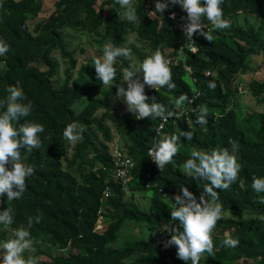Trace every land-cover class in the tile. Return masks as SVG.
I'll return each mask as SVG.
<instances>
[{"label": "trees", "instance_id": "16d2710c", "mask_svg": "<svg viewBox=\"0 0 264 264\" xmlns=\"http://www.w3.org/2000/svg\"><path fill=\"white\" fill-rule=\"evenodd\" d=\"M133 2L136 22L118 16L114 0H56L49 10L43 0H0V39L9 45L0 57V97L7 86L18 85L32 103L26 119L44 127L38 134L40 148L22 152L34 168L25 180V192L13 201L0 195V210L13 211L12 224L0 226V239L26 225L29 217L39 216L40 222L34 221L29 230L37 264H168V257L171 264H186L177 258L175 247H163L170 238L163 226H172L165 197L178 194V184L199 196L202 187L182 172L184 160L192 150L230 148L232 141L240 171L229 189L216 191L222 211H249L253 217L218 220L210 233L212 256L200 264H264V203L258 199L264 193L251 189V177L264 176V112L239 119L236 110L238 77L252 72L253 57L264 61V0H224L229 28L209 26L211 41L194 33L188 46L181 20L186 13L179 6L170 5L153 20L148 16L154 9L152 0ZM240 14L250 16L253 23L236 24ZM130 33L147 44L150 53L160 48L170 61L176 87L145 90L149 99L155 96L175 113L163 122L161 135L193 131L192 140L180 138L175 164L163 172L147 157L161 121L136 120L130 112L117 110L121 100L115 97L116 84L123 83L121 70L128 61L117 58L111 87L97 81L91 65L105 43L125 47ZM86 46L93 47L95 55L81 63ZM129 49L133 57L144 58L141 50ZM210 80L216 83L213 90L207 88ZM182 93L196 99L177 107L174 100ZM246 93L264 106V81L252 80ZM198 107L207 109L204 125L195 123ZM73 121L84 131L77 143L69 145L62 132ZM118 136L121 149L113 146ZM116 150L134 163L127 182L116 177ZM137 194L149 199L147 212L134 199ZM132 228L139 236L125 237ZM225 233L239 240L237 247L222 245Z\"/></svg>", "mask_w": 264, "mask_h": 264}, {"label": "clouds", "instance_id": "9594fccd", "mask_svg": "<svg viewBox=\"0 0 264 264\" xmlns=\"http://www.w3.org/2000/svg\"><path fill=\"white\" fill-rule=\"evenodd\" d=\"M119 6L118 16L126 18L129 22H136L137 11L133 0H114ZM224 0H154V9L148 16L154 19L161 18L170 5L179 6L186 15L181 17L184 38L190 45L193 34L212 40L211 30H223L230 26V20L224 15L222 5ZM160 14V15H158ZM203 29H207L204 31ZM9 50V45L0 39V57ZM118 57L128 61V66L122 71V84H116V99L126 105L136 120L148 118L152 121L159 119L161 124L154 131L157 139L147 149V157L156 164L160 172L167 165L175 164L173 157L178 152V143L181 137L187 141L192 140L193 131H181L161 135L163 122L172 118L175 113L167 110L156 97L151 99L145 93V86L155 89L173 90L176 85L172 79L169 67L170 61L160 48L151 54H146L142 60H136L131 50L124 46H113L105 43L100 55L93 57L91 65L95 68L96 79L102 86H112L116 76L114 64ZM187 70V69H186ZM142 75V79H141ZM204 75H209L205 72ZM126 82V86H125ZM216 83L207 82V88L213 90ZM5 95L0 97V195L6 194L7 201L19 200L25 192V180L34 174L33 166L22 157V152H31L39 149L41 145L38 134L44 132L42 124L26 119L32 110L31 101H26L22 89L9 85ZM195 97L189 98L180 94L174 105L179 107L185 102L192 103ZM22 121V122H21ZM195 123H207V109L198 107ZM191 129V126L189 125ZM84 129L75 121L65 125L62 137L69 145H74L81 139ZM230 148H210L208 150H192L189 157L182 164L183 174L196 181L202 191L196 196L185 184L179 185V193L165 197L170 205L168 207L170 221L162 230L169 233L170 238L163 241V247H175L176 256L186 264H200L206 256H212L213 244L210 233L216 222L222 219V204L217 189L224 191L236 182L241 165L237 160V145L229 141ZM23 149V151H21ZM251 189L257 194L264 193V176L251 177ZM258 199L264 203V195ZM264 219V217H261ZM39 223V216L29 217L26 225L16 228L7 238L0 239V264H37V259L31 255L25 257L27 250L31 249L33 240L30 229L33 222ZM13 222V211L10 207L0 210V226L7 227ZM239 240L225 233L222 245L232 249L237 247Z\"/></svg>", "mask_w": 264, "mask_h": 264}, {"label": "rangeland", "instance_id": "374dc122", "mask_svg": "<svg viewBox=\"0 0 264 264\" xmlns=\"http://www.w3.org/2000/svg\"><path fill=\"white\" fill-rule=\"evenodd\" d=\"M44 1V6L45 9L49 10L53 4L55 3L56 0H43ZM134 6H135V2H133ZM126 19V18H124ZM127 20V19H126ZM234 22L240 26H245L248 23H253V19L245 14H240L238 15L235 19ZM87 39H84L83 41L78 40L77 43L83 44L86 42ZM76 41V40H75ZM83 46V45H82ZM125 47L127 48H136L141 50V53L143 55L146 54H151L148 50L147 44L142 43L141 41H139L136 36L132 33H130L127 37H126V44ZM87 48V54L81 56V63L84 62V60L86 58L90 59L95 55V49H93V47H88ZM136 60H140L139 57H134ZM250 62V66L253 69L252 72H249L245 75H240V77H238V90H239V95L238 98L236 100V110H237V114L239 116V119L243 118L244 116H246L248 113L250 112H264V106L259 105V103H257V101L255 99H253L251 96H249L246 93V89H247V85L252 81V80H260V81H264V61L262 59V57H253L251 59ZM141 79H142V75H141ZM149 86H145V90L148 89ZM83 108V107H82ZM118 113L122 114V113H126L128 112L126 110V105L123 103V101L121 100L118 103ZM113 146H115V148L117 149L118 147L121 149L123 147V140L120 136L116 137L114 142H113ZM128 195L130 196V193H128ZM144 197H142V195H135V200L138 203V205L140 206V208L147 212L149 210L150 207V201H148L147 199H143ZM222 217L225 219H233V220H240V219H251L253 217V215L249 212V211H238V210H231V211H222ZM125 237H129V236H139V232L136 230V228H132V229H128L125 231ZM126 239V238H125ZM123 241V240H121ZM36 254V250L35 249H29L26 251V253L24 255H31L32 257L35 256ZM43 260H47L45 257H42Z\"/></svg>", "mask_w": 264, "mask_h": 264}, {"label": "built area", "instance_id": "2783aa9c", "mask_svg": "<svg viewBox=\"0 0 264 264\" xmlns=\"http://www.w3.org/2000/svg\"><path fill=\"white\" fill-rule=\"evenodd\" d=\"M154 2V0H152ZM172 18L175 17V14L173 13L171 15ZM193 52H195V49H192ZM114 165L116 169V177L119 180H122L123 182H127L130 179V173L132 169L134 168V163L131 159L125 157L122 153H120L118 150L115 151L114 154ZM100 227V226H98ZM165 235L161 237V242L164 239ZM162 244V243H161ZM171 257L167 258V263L171 264Z\"/></svg>", "mask_w": 264, "mask_h": 264}]
</instances>
